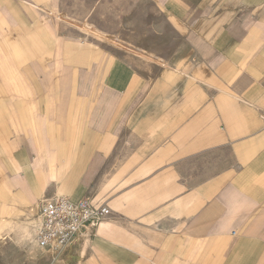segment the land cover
Masks as SVG:
<instances>
[{
	"label": "crops",
	"instance_id": "crops-1",
	"mask_svg": "<svg viewBox=\"0 0 264 264\" xmlns=\"http://www.w3.org/2000/svg\"><path fill=\"white\" fill-rule=\"evenodd\" d=\"M0 177L5 264H264V0H0Z\"/></svg>",
	"mask_w": 264,
	"mask_h": 264
},
{
	"label": "built area",
	"instance_id": "built-area-1",
	"mask_svg": "<svg viewBox=\"0 0 264 264\" xmlns=\"http://www.w3.org/2000/svg\"><path fill=\"white\" fill-rule=\"evenodd\" d=\"M39 209L40 226L36 231V242L42 248L55 252L109 212V208L95 206L88 198L72 201L63 195L43 199Z\"/></svg>",
	"mask_w": 264,
	"mask_h": 264
},
{
	"label": "rangeland",
	"instance_id": "rangeland-1",
	"mask_svg": "<svg viewBox=\"0 0 264 264\" xmlns=\"http://www.w3.org/2000/svg\"><path fill=\"white\" fill-rule=\"evenodd\" d=\"M0 182L2 184L1 185V188L3 187L5 193H8L9 192V189L7 188V185L5 183H2L3 180H2L1 177H0ZM1 188H0V193L2 192ZM3 202H4L3 200H0V204L3 203ZM13 207H18V206L17 205H14V201H12V200H9L8 204L5 205V208L6 209L13 208ZM26 209L29 210L30 208H25V210ZM39 211H40V209H36L34 211V216H32L31 219L26 220V223L24 224V226H25L24 231L25 232L27 231L28 234L27 233L26 234L27 235H30V236H31V233H32V237H35L36 231H37V229L40 226L39 225L40 224ZM5 218H9V216H6ZM27 225L30 226L29 227V231H28V228H27L28 226ZM9 231H12V232H15V233L17 232V233H20L21 234L23 232V228H22V226H19L18 227L16 225H14V226L12 225L8 229L3 230L1 233L5 236V233H9ZM22 235L24 236V234H22ZM27 235L24 236V237H27ZM10 238L11 239H15L13 237V235H10ZM2 245H3V238L2 239L0 238V264H5L6 260H4V259H5V253L7 252V250L1 248Z\"/></svg>",
	"mask_w": 264,
	"mask_h": 264
}]
</instances>
